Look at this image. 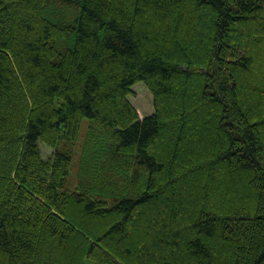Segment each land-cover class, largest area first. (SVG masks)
<instances>
[{
  "label": "trees",
  "instance_id": "1",
  "mask_svg": "<svg viewBox=\"0 0 264 264\" xmlns=\"http://www.w3.org/2000/svg\"><path fill=\"white\" fill-rule=\"evenodd\" d=\"M0 264H264V0H0Z\"/></svg>",
  "mask_w": 264,
  "mask_h": 264
},
{
  "label": "rangeland",
  "instance_id": "2",
  "mask_svg": "<svg viewBox=\"0 0 264 264\" xmlns=\"http://www.w3.org/2000/svg\"><path fill=\"white\" fill-rule=\"evenodd\" d=\"M135 96L132 98L134 105L137 107L140 117H144L154 111L152 95L144 82L139 81L134 84ZM42 152L45 157H48L53 149L42 144Z\"/></svg>",
  "mask_w": 264,
  "mask_h": 264
},
{
  "label": "snow or ice",
  "instance_id": "3",
  "mask_svg": "<svg viewBox=\"0 0 264 264\" xmlns=\"http://www.w3.org/2000/svg\"><path fill=\"white\" fill-rule=\"evenodd\" d=\"M173 2V0H158V5L160 7H167ZM189 3H191V0H188ZM208 2H212V0H208ZM96 19L95 16L93 17H88V16H82L81 17V23L85 29H90V30H99L100 28L103 27V24H93L92 20ZM85 91L91 95L93 99H95L96 93L93 91L95 88V84L89 81L85 86Z\"/></svg>",
  "mask_w": 264,
  "mask_h": 264
}]
</instances>
